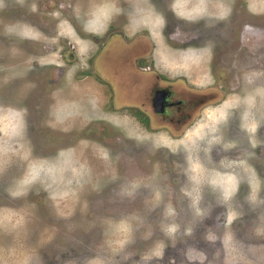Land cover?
I'll list each match as a JSON object with an SVG mask.
<instances>
[{
    "label": "rangeland",
    "instance_id": "374dc122",
    "mask_svg": "<svg viewBox=\"0 0 264 264\" xmlns=\"http://www.w3.org/2000/svg\"><path fill=\"white\" fill-rule=\"evenodd\" d=\"M51 1L0 0V264H264V0H219L230 2V18L213 26L196 25L202 15L177 0L176 38L132 0L125 13L120 0H61L50 27ZM137 19L150 25L155 70L219 91L181 135L147 132L129 110L118 116V51L135 40L119 38L115 25L134 32ZM245 19L262 29L251 38L256 49L238 41ZM248 57L249 75L223 80L228 64ZM87 110L94 125L111 127L94 137L89 114L71 115ZM53 134L66 139L52 143ZM134 149L152 157L130 158ZM121 161L138 169L123 177Z\"/></svg>",
    "mask_w": 264,
    "mask_h": 264
},
{
    "label": "flooded vegetation",
    "instance_id": "af4514ba",
    "mask_svg": "<svg viewBox=\"0 0 264 264\" xmlns=\"http://www.w3.org/2000/svg\"><path fill=\"white\" fill-rule=\"evenodd\" d=\"M175 1L177 0H132V2H134L133 5H135L134 7H135L136 12L144 11L146 15H149L150 12L157 13L158 16L163 19V22H165V30L163 32V35H165L166 31H168V34H170L169 36L176 38L175 37L176 32L171 30V27L178 28L179 26V21H178L177 12H176L177 10L175 8V3H176ZM51 2H52V5L53 3H55L58 6L57 8L58 11L56 12L52 11V6L49 7V9H47V12L51 13V17L49 19L50 20L49 26L55 27L57 23L59 22L57 20V17L60 16L61 14L59 7H63V6L61 3V0H52ZM120 2H121L120 11L122 13L127 12L123 8L124 4L126 3L125 0H120ZM139 2H141V5H139ZM182 2L186 6L184 10L187 11L189 15H193L195 14V11H198L196 15H200V16L202 15L201 16L202 19L206 21V22L201 21V19H199L198 17V19L192 20L196 25L202 24L201 22H203V24H208L207 26H209V22L207 21L210 20L211 21L210 24H212L213 26V25H216L218 22L219 23L222 22L225 19V17L230 18V14L228 11V5L230 2L223 1L224 3L222 4L221 8L219 7L220 6L219 0H183V1L181 0L179 1V4H182ZM193 3H197L198 5L192 8L190 6ZM206 11L208 13H206ZM248 12L251 13V10H249ZM205 14L211 15L210 16L211 18L204 17L203 15ZM214 14L222 15V16L213 17ZM232 14L233 13H231V15ZM163 16H166V17L163 18ZM213 20H215V22H212ZM139 21H142V20H139ZM248 21L249 20L247 19H245V21H242V20L239 21L237 26L238 27L240 26L241 32L238 34V41L241 42L242 39L246 37L247 41H249L250 44L254 46V48L256 49L262 44H260L261 42L254 43L251 40V38L256 33H259V31L261 32L262 29H259L260 25L257 22L253 23V22H248ZM135 22L133 24L134 25L137 24V25L132 30L136 28L137 30H135L134 32L127 31L126 28L129 27V25H125L124 22L121 24H118V23L116 24L119 26L115 25V28H116L115 31H118L117 36L119 38L122 39L124 37L129 36L130 38L135 40V42L129 46V49H127V47H124L122 48V50H120V52L118 51V59L121 60L120 61L121 63L120 73H122L123 75V76L121 75L122 77L119 78L120 80L118 84L119 87H118V92L116 94L118 97L117 98L118 108H120L119 109L120 113L118 114V116L121 118H124V115H127V114L123 113L124 112L123 110H129V114L131 113L130 114L131 119L134 118L137 126L138 125L143 126L147 132L149 131L153 132L154 129L160 127L165 130H168L169 133L171 132V134L175 136L181 135L183 131L186 130V128L191 126L192 123L196 121V119L200 115V112L203 111L204 107L218 97L219 91L216 89L204 91V89L200 87L185 86V83H183L181 80L182 78L185 79L183 76L184 75L183 73L181 74V76L176 77L173 73L171 74L169 72H165L162 70H155L154 63L152 61L149 62V56L150 54H152V47L154 45L153 39L149 33V31L151 32V30L148 28L150 27V25L148 26V24H146L143 21L139 22L138 24L137 23L138 19L135 20ZM140 25L141 26L145 25V26L143 28H138ZM106 29L107 30L103 36L110 35V33L112 32V30H109L108 28ZM182 29L186 31L185 28H182ZM249 42H248V47L245 49L247 53L251 54L252 50H250L249 48ZM195 43L193 41H190L187 43V46L198 48L200 47V45L201 47L204 45V44H200L198 46V45H195ZM191 44H194V45H191ZM128 51L130 52L128 53ZM194 57L201 58L202 56L195 55ZM198 59L199 58H197V60ZM244 60H248L249 62L246 61L247 62L246 65L242 64L241 62H236L235 64H238V65H234V66L228 64V67H226L228 71L226 70V73L223 76V80L231 76L234 72H236L238 75H240L239 72H242V74L244 75L246 71L245 77L247 76V74L249 75L251 70H247V69H248L251 57H248L247 59L245 58ZM106 61L107 59L105 60V63ZM136 62L138 63V65L136 64ZM122 63L123 64L125 63V67L127 68V73L129 74V77L127 73L123 72L124 66L122 65ZM207 63L204 64L202 60L198 61V65H199L198 67L200 71L206 67L205 65ZM117 65L119 69V64ZM205 71L207 72V70ZM205 71L203 72L202 76L207 74ZM190 73L191 75L193 74L196 77L195 71H190ZM118 74L119 73L117 72L115 75V78L119 77ZM95 75H98V73H96ZM98 77H101V76L98 75ZM128 79H130L131 82H129ZM108 81L109 80L107 79V82ZM46 89H48L49 93H51L52 91L55 90V87L53 86L47 87ZM106 93L108 94L109 92H106ZM108 95L110 96V93ZM227 104H225L224 106H226ZM227 107H229V104L227 105ZM47 110L48 109L46 107L44 109H41L42 115H40V118H42L41 120H44V123L41 122L43 126L50 125L49 124L50 120L47 117V115L49 116L50 114L48 113ZM89 112L90 110L89 111L87 110V112L83 111V113L72 111L71 115L79 118L80 116H85L84 114H89ZM92 118H91V115L89 118H86L88 119L86 123L90 124V127L94 131L96 128L98 129L96 134L93 135L94 137H98L99 135H101V132H103L101 131V129L108 130L111 127L108 125L109 124L108 120H103V122H101L102 127L96 126L94 125V121L97 118L95 120H93ZM127 118H129V116ZM91 122H92V126H91ZM74 131L75 130H70V133L73 134ZM113 132L116 133L119 141H121L123 138L125 143H130V140L128 138H125L123 134L119 133V129L116 128L115 130H113ZM146 136L149 137L153 135L150 133L149 135L146 134ZM51 137H52V143L57 142L59 139L60 140L63 139L64 141L66 139L64 136L57 135V134H53ZM70 137H68L67 139H69ZM111 138L112 136H109L105 139H101L102 144L103 142H105V144H103L104 146L111 145L110 144ZM118 147L120 149L119 154L120 156H122L124 152L121 151V148L123 146L119 145ZM134 147L135 146H133V148ZM117 152H118V148L116 146V150L110 151L108 153L107 158L109 160L111 159L112 162H114L116 160L115 158H117ZM131 152H132L131 156H129L130 158L152 157V156H149V153H150L149 151L143 152L141 150L139 153L138 150L134 149ZM53 154L55 155V151ZM129 163L130 162H125V161L119 162V165L122 168L121 169L122 176L123 175L129 176L128 171L131 172L133 171V169H138V166L136 165H134L131 168H127V165ZM149 169H150L149 166H147V167H144V169L142 170L145 171L146 175H150ZM124 171H127V172L124 173ZM117 173L120 174V172L118 171ZM116 180H119V179L118 178L112 179V181H116ZM121 182H123V180ZM124 184H126V182Z\"/></svg>",
    "mask_w": 264,
    "mask_h": 264
}]
</instances>
